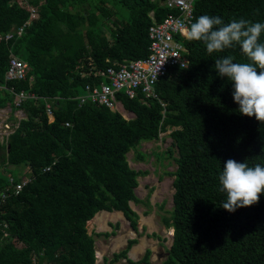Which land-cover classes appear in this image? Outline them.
<instances>
[{
	"label": "trees",
	"instance_id": "obj_1",
	"mask_svg": "<svg viewBox=\"0 0 264 264\" xmlns=\"http://www.w3.org/2000/svg\"><path fill=\"white\" fill-rule=\"evenodd\" d=\"M163 2L0 0V108L27 116L0 143V264H96L87 223L119 211L138 230L144 172L128 154L168 131L177 170L165 264H264V0H196L188 65L158 82V98L117 95L134 119L79 100L104 81L97 70L149 56L150 27L174 12ZM13 55L29 64L23 81H6ZM12 88L41 99L18 109ZM27 176L15 194L10 177Z\"/></svg>",
	"mask_w": 264,
	"mask_h": 264
},
{
	"label": "rangeland",
	"instance_id": "obj_2",
	"mask_svg": "<svg viewBox=\"0 0 264 264\" xmlns=\"http://www.w3.org/2000/svg\"><path fill=\"white\" fill-rule=\"evenodd\" d=\"M23 2L26 4L27 0ZM116 110L127 120L135 118V115L126 111L123 106ZM2 116L5 118V114L2 113ZM17 122L9 123L10 128L5 130L7 134L15 130ZM170 134L171 131L164 132L158 141L143 142L128 154L130 167L138 172H144L139 176V187L135 190L136 196L142 203H131L133 210L139 216L137 232L132 229L123 213L118 211H101L96 214L94 218L98 215L102 216V212L107 213L102 228L94 221L95 219L87 223L88 232L95 240L96 264H139L148 250L152 252V264H165L168 255L163 256V253H167L171 248L173 235V228L166 226L165 219L170 217L174 207L176 179L174 174L177 170L174 157H168L166 154L173 143ZM2 138L5 140L6 135L3 137L0 135V140ZM140 153L144 158L139 157ZM1 163L0 158V165ZM1 169L4 170L3 167ZM24 173L28 175L29 170L23 169L22 175ZM120 217L125 220L126 226L119 220ZM120 238L122 243L117 242ZM131 241L135 243L128 251L127 257L115 260V255L129 249ZM137 247H141L140 251L134 255L133 249Z\"/></svg>",
	"mask_w": 264,
	"mask_h": 264
},
{
	"label": "built area",
	"instance_id": "obj_3",
	"mask_svg": "<svg viewBox=\"0 0 264 264\" xmlns=\"http://www.w3.org/2000/svg\"><path fill=\"white\" fill-rule=\"evenodd\" d=\"M195 2L196 0H164L163 4L174 12L168 14L162 22L155 23L150 27L149 56L137 61L117 63L113 67L94 72L96 76L104 78V81L97 87L88 85L83 96L79 98L81 104L94 102L113 111H118L116 109L123 106L117 99L120 92L131 99L136 98L140 92L146 99L158 98L156 94L158 82L166 77L171 69L185 68L188 65L186 57L188 50L183 38L190 37V28L195 17ZM37 17L38 15L33 9L30 20L23 27L14 29L7 34L5 40L10 41L16 36H21ZM28 71L29 64L13 55L6 73V81H23L26 79ZM10 91L15 95L14 104L18 109L29 100L38 101L41 99L35 93L15 92L13 88ZM46 108L50 122H53L52 103H48ZM50 169L51 167H47L45 171H50ZM9 181L14 187L15 194L18 195L31 179L27 177L16 185L12 177ZM4 194L3 192L2 195Z\"/></svg>",
	"mask_w": 264,
	"mask_h": 264
},
{
	"label": "crops",
	"instance_id": "obj_4",
	"mask_svg": "<svg viewBox=\"0 0 264 264\" xmlns=\"http://www.w3.org/2000/svg\"><path fill=\"white\" fill-rule=\"evenodd\" d=\"M2 113L5 114V118H3ZM24 115V116H23ZM27 116L24 113L23 110H16L15 112H13V107L8 104L6 107L4 108H0V135H6L5 140L2 138L0 140L1 144H5L9 135H11L14 131L10 132V133H6V128H10V122L12 121H18L17 122V127L19 126V123L21 120L26 119ZM10 120V122H9Z\"/></svg>",
	"mask_w": 264,
	"mask_h": 264
},
{
	"label": "bare ground",
	"instance_id": "obj_5",
	"mask_svg": "<svg viewBox=\"0 0 264 264\" xmlns=\"http://www.w3.org/2000/svg\"><path fill=\"white\" fill-rule=\"evenodd\" d=\"M101 215L102 216H100V215H98L96 218H94L95 220V222L98 224V226L100 227V228H102V226L105 224L104 222H105V216L107 215V213H101ZM117 220V219H116ZM119 220H121V221H123V225L124 226H126V222H125V220L122 218V217H120V219ZM174 230V229H173ZM173 230H172V234H173ZM122 239L120 238L117 242L118 243H122V241H121ZM140 248L141 247H137L136 249L134 248L133 249V254L134 255H136L137 253H139V251H140Z\"/></svg>",
	"mask_w": 264,
	"mask_h": 264
},
{
	"label": "flooded vegetation",
	"instance_id": "obj_6",
	"mask_svg": "<svg viewBox=\"0 0 264 264\" xmlns=\"http://www.w3.org/2000/svg\"><path fill=\"white\" fill-rule=\"evenodd\" d=\"M133 229V228H132ZM134 230V229H133ZM135 231V230H134ZM135 232H137V231H135ZM148 251H150L151 252V250H148ZM147 251V252H148ZM147 254V253H146ZM151 255H152V252L150 253V257H149V259L147 260V261H145L144 259H145V257H146V255H145V257H144V259L139 263V264H152V258H151ZM164 255H168V252L167 253H163V256Z\"/></svg>",
	"mask_w": 264,
	"mask_h": 264
},
{
	"label": "water",
	"instance_id": "obj_7",
	"mask_svg": "<svg viewBox=\"0 0 264 264\" xmlns=\"http://www.w3.org/2000/svg\"><path fill=\"white\" fill-rule=\"evenodd\" d=\"M133 203V202H132ZM135 204V203H133ZM119 212V211H118ZM174 234H175V230H173V235H172V243H173V239H174Z\"/></svg>",
	"mask_w": 264,
	"mask_h": 264
}]
</instances>
